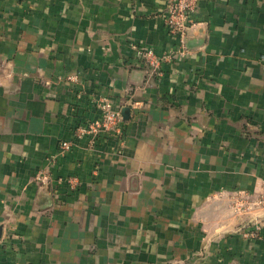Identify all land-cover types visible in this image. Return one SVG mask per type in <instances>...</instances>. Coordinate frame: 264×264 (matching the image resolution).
Masks as SVG:
<instances>
[{
  "label": "crops",
  "instance_id": "obj_1",
  "mask_svg": "<svg viewBox=\"0 0 264 264\" xmlns=\"http://www.w3.org/2000/svg\"><path fill=\"white\" fill-rule=\"evenodd\" d=\"M165 9L0 0V264H264V0H199L146 84ZM101 99L122 135L90 146Z\"/></svg>",
  "mask_w": 264,
  "mask_h": 264
},
{
  "label": "built area",
  "instance_id": "obj_2",
  "mask_svg": "<svg viewBox=\"0 0 264 264\" xmlns=\"http://www.w3.org/2000/svg\"><path fill=\"white\" fill-rule=\"evenodd\" d=\"M199 0H164L165 14L164 22L168 31L172 35L179 38V45L174 54L157 55L150 48L138 49V57L146 68V84H151L153 80L163 75L162 66L166 62H170L173 56L179 58L188 57L191 52L187 46V37L190 31V17L196 12ZM100 117L94 121H88L76 128L74 135L77 138L88 136L90 146L103 135L121 136L123 128V116L121 111L114 107L113 103L108 99H101L98 104ZM72 148L70 142L63 141L60 143V152L66 153ZM68 183L71 188H76L79 184L78 180L69 179ZM251 205L257 208H264V195L257 200L251 202Z\"/></svg>",
  "mask_w": 264,
  "mask_h": 264
}]
</instances>
